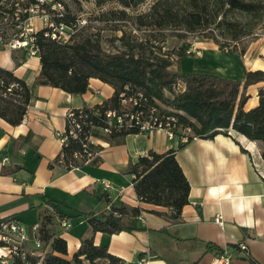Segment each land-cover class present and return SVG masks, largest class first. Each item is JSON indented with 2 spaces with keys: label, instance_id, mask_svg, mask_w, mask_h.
Segmentation results:
<instances>
[{
  "label": "crops",
  "instance_id": "0c3cea01",
  "mask_svg": "<svg viewBox=\"0 0 264 264\" xmlns=\"http://www.w3.org/2000/svg\"><path fill=\"white\" fill-rule=\"evenodd\" d=\"M190 50L188 57L198 60L190 72L206 67L223 78L243 81L249 71H264V31L239 54H224L213 41H194ZM0 68L31 86L40 61L27 48L6 45L0 47ZM263 85L247 88L245 110L258 105ZM112 95L113 89L98 79H90L86 93L76 96L39 86L20 124L10 125L0 117V219L38 228L43 216L53 215L51 232L66 241L67 258L77 251L81 237L93 235L97 245H106L125 264H137L141 258L148 264H211L218 252H225L230 264H264V161L259 144L244 136L194 138L177 150L179 139L169 140L165 132L153 130L111 144L102 140L95 163L66 170L57 161L62 147L55 134L64 129L66 113L100 105ZM150 150L158 154L177 150L175 160L189 185L188 204L178 220L167 217L169 209L136 197L128 166ZM102 181L110 188L104 189ZM48 201L58 206L64 219L55 216ZM122 206L139 209L136 218L125 216L137 230L93 234L86 220L77 217L107 214ZM218 217L222 225L215 222ZM29 242L27 247L34 251ZM240 243L247 246L248 255Z\"/></svg>",
  "mask_w": 264,
  "mask_h": 264
},
{
  "label": "trees",
  "instance_id": "16d2710c",
  "mask_svg": "<svg viewBox=\"0 0 264 264\" xmlns=\"http://www.w3.org/2000/svg\"><path fill=\"white\" fill-rule=\"evenodd\" d=\"M10 1L12 0H0L1 18H5L7 13L14 15L17 3L25 10V14H21V21L28 18L27 10L31 7L39 6L40 9L50 11L49 4L40 6L38 0L13 1L12 9L7 10L5 6ZM74 1L80 4L89 0ZM146 1L94 0L97 7L108 2L120 7L119 10L102 13L100 20L128 22L137 31H148L143 40H139L132 30L121 31V36L117 38L121 46L115 52L104 50L99 35L89 32L86 25L66 43L45 37V28L38 30L34 34V46L40 61V72L34 83L27 86L12 72L0 68V91L11 84L17 85L9 98L0 99V117L10 125L20 124L27 106L36 98L35 91L39 86H50L76 96L86 93L90 79H98L113 89V95L100 105L81 108L95 127L94 135H98L99 129L108 127L105 118L107 112H121V94L124 97L141 94L138 104L143 109L144 118L148 119L152 109H156L154 116H175L178 129L174 135L177 139L188 129L187 141L179 143L177 150L194 138L214 139L218 135L231 136V133H236L250 142L258 143L260 156L264 161V85L259 92L258 105L250 110L244 109L247 88L257 83L264 84V71H249L243 81L223 78L206 67L200 68L198 72L186 73L180 70V62L191 56L190 46L181 47L177 53L165 52L163 46H159L166 36L164 31L168 29L184 30L192 34L206 29L218 30L222 39L237 42L253 33L255 27L264 22V4L244 0H185L187 7L183 8L178 7L173 0H155L146 13L131 17L126 12L128 9L136 10ZM52 2L64 7L62 18L52 16L54 22L71 26L81 19L72 16L61 0ZM225 9L244 14L249 17V21L244 25L227 21L224 18ZM19 32L18 30L16 33ZM210 38L218 43L212 33ZM11 40V36H0V47L9 45ZM173 56L176 60L172 59ZM140 133L137 128L116 129L111 126L109 135L98 136L111 144L127 135ZM80 149L78 143L70 142L61 151L57 161L66 170L82 166L83 161L73 158V153ZM177 150L161 154L150 150L146 155L130 162L127 170V174L133 176L132 184L137 199L169 209L167 217L174 221L178 220L183 207L188 204L189 190L187 180L175 160ZM96 160L94 158L90 163H95ZM47 203L55 216L65 218L57 205L52 201ZM139 213L138 208L128 209L122 206L112 208L107 214L88 212L80 213L77 217L86 220L87 227L93 234L113 235L137 230L138 228L126 222L125 216L136 218ZM8 220L11 218L0 219V223ZM52 221L53 215L42 217L37 239L43 249L37 251L39 254L35 252L36 256L28 258L30 264H125L124 260L112 255L106 245H97L93 235L81 237L77 251L71 258H67V243L63 238L52 234ZM221 253L218 252L217 255ZM11 264L24 262L14 259Z\"/></svg>",
  "mask_w": 264,
  "mask_h": 264
},
{
  "label": "built area",
  "instance_id": "2783aa9c",
  "mask_svg": "<svg viewBox=\"0 0 264 264\" xmlns=\"http://www.w3.org/2000/svg\"><path fill=\"white\" fill-rule=\"evenodd\" d=\"M39 5L49 4V12L45 9H40L39 6L31 7L28 11L27 21L32 22L35 18H39L42 21L45 32V37L60 43H66L85 26L87 23L84 19H78L77 22L71 26H67L63 23L54 22V17L62 18L64 14V7L60 3H54L52 0H38ZM53 14V15H51ZM54 16V17H52ZM132 29V28H131ZM132 31L137 33L133 28ZM37 32L33 28L32 23L29 24V28L25 29V32L19 34V36L10 41L9 47L15 48H27L28 53L31 56L36 55L37 49L34 46L35 38L34 34ZM191 52V51H190ZM17 88L16 84H11L6 87L5 90L0 91L1 98H9L12 90ZM180 88V86H178ZM141 94L135 96L124 97V94L120 95L122 110L120 113L109 111L106 113L105 118L108 121V127L99 129L98 135L105 136L111 133V126L116 129L125 128L132 129L137 128L141 133L151 132L153 130H161L165 132L169 140L176 138L174 132L178 129L176 125V118L173 115L162 114L160 116H154L156 109L150 110V116L148 119L143 116V109L138 104ZM153 114V115H151ZM95 127L88 120V115L81 109L69 110L65 116V127L62 131L56 132L55 136L61 143V151L69 146L70 142L78 143L81 147L80 151L73 153V158L84 163H90L94 158H97L101 147L102 139L98 135H94ZM188 129L184 130V135L179 138L180 142H186ZM5 159L4 161H6ZM104 189H109L110 184L108 182H101ZM215 222L218 225H222L220 218H216ZM62 225L66 228L70 227L68 222H63ZM38 228L34 226L33 231ZM30 239L27 238L26 232L22 225L11 219L6 222L0 223V264H11L14 259H20L24 264H30L28 258L36 256L35 251L40 249L41 243L37 238H33L34 251L27 247V242ZM240 250L244 251L248 255V249L245 244H238ZM137 264H148V261L141 258L137 261ZM211 264H230V258L225 252L217 255Z\"/></svg>",
  "mask_w": 264,
  "mask_h": 264
},
{
  "label": "rangeland",
  "instance_id": "374dc122",
  "mask_svg": "<svg viewBox=\"0 0 264 264\" xmlns=\"http://www.w3.org/2000/svg\"><path fill=\"white\" fill-rule=\"evenodd\" d=\"M17 0H12L8 5L5 6L7 10L12 9V2ZM63 4L66 6V10L75 18H82L86 21V26L88 27L89 32L97 33L101 39V45L104 50L115 52L120 48V42L117 40L121 36V31L128 32L132 30L133 27L129 25L128 22H118V21H102L100 20L101 14L107 12L109 10H119L120 7L115 3H106L102 7H97L94 3V0H89L87 2L76 3L74 0H61ZM155 0H147L144 4L136 8V10L128 9L126 12L131 16H135L138 14H143L149 11L153 2ZM246 2H262L264 4V0H244ZM24 2V1H21ZM173 2L178 4V7H187L185 0H173ZM15 14L11 15L7 13L5 18L0 17V36L4 35L7 37L11 36V39L17 38L20 32H25V29L29 28V24L32 23L33 28L35 30H41L43 28V23L41 19L35 18L34 21L29 22L27 18L22 20L21 14H25V10L23 7L15 5ZM224 18L227 21L231 22H239L244 25L249 21V17L240 14L238 12L225 9ZM219 20V19H218ZM18 26H15V24ZM133 25V24H132ZM132 28V29H131ZM19 33H16L17 31ZM136 30V29H135ZM264 31V22L257 25L250 35L245 36L241 40L237 42H233L230 40H224L219 36L218 30L206 29L199 33H188L184 30L179 29H168L164 31L166 35L164 41L159 44V46H163V51L177 53L181 47L191 46L194 41L205 42V41H213L210 38V34L216 38L219 50L227 55L239 54L242 50L246 49L248 45ZM15 32V33H13ZM133 32V31H132ZM137 33H134L139 40H143L147 35L148 31L145 30H136ZM9 39V38H8ZM191 50L189 49V52ZM192 53V51H191ZM173 60H176V57H172ZM198 60L192 57H185L180 62V70L186 73L190 72L193 63H197ZM174 69V67L172 68ZM23 229L26 232L27 238L33 240V228L34 226L21 224ZM29 242V241H28ZM32 242H29V244ZM33 244V243H32Z\"/></svg>",
  "mask_w": 264,
  "mask_h": 264
}]
</instances>
